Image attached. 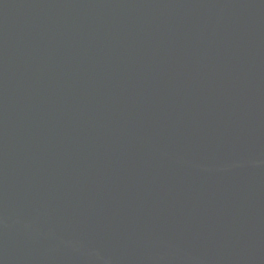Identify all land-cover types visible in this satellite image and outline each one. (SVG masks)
<instances>
[{
  "label": "water",
  "instance_id": "obj_1",
  "mask_svg": "<svg viewBox=\"0 0 264 264\" xmlns=\"http://www.w3.org/2000/svg\"><path fill=\"white\" fill-rule=\"evenodd\" d=\"M0 264H264V0H0Z\"/></svg>",
  "mask_w": 264,
  "mask_h": 264
}]
</instances>
